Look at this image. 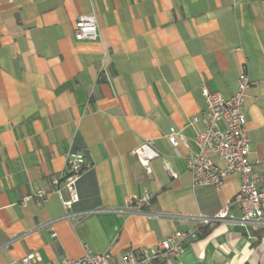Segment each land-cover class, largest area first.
I'll return each mask as SVG.
<instances>
[{"label": "crops", "instance_id": "0c3cea01", "mask_svg": "<svg viewBox=\"0 0 264 264\" xmlns=\"http://www.w3.org/2000/svg\"><path fill=\"white\" fill-rule=\"evenodd\" d=\"M87 15L98 18V42L75 39ZM242 73L259 82L244 113L249 162L264 173V0H0V264L28 254L64 264L84 244L121 264L127 250L214 218L241 177L221 192L193 190L190 153L166 136L176 128L192 144L202 88L230 98ZM149 141L159 157L145 166L134 152ZM69 153L92 164L71 220L52 194ZM37 190L52 195L23 206ZM147 192L143 213L127 208ZM228 212L232 220L212 221L177 259L154 264H264V219L242 224L239 206Z\"/></svg>", "mask_w": 264, "mask_h": 264}, {"label": "built area", "instance_id": "2783aa9c", "mask_svg": "<svg viewBox=\"0 0 264 264\" xmlns=\"http://www.w3.org/2000/svg\"><path fill=\"white\" fill-rule=\"evenodd\" d=\"M74 36L80 42H98L101 39V33L97 16H80L75 23ZM258 86L259 82L251 80L246 73H242L238 78L237 92L230 98L203 87L202 97L205 108L190 122L192 126L201 125V130L192 140L195 149H192V144L184 133L176 128H171L166 136L175 149L183 146L189 151L187 168L192 176L193 190L213 188L221 192L229 177L234 175L241 177V188L230 205L239 206L242 224L260 223L264 219V173L249 162L250 140L248 122L244 113L247 91L251 87ZM152 146L153 142L149 141L134 152L145 166L150 160L159 157ZM91 166L92 164L82 153H69L66 156V169L54 180L58 188L52 194L57 195L61 200L65 218L68 220L73 218L70 211L79 201L76 184ZM166 167L169 169L168 164ZM171 175L177 178L175 174L171 173ZM60 185L67 190V198L59 189ZM52 194L37 190L25 198L22 205L25 206L32 199L47 201ZM153 200L154 195L147 192L140 196H129L126 205L127 208L143 213L151 206ZM230 205L223 207L214 218H200V228L176 231L151 248L127 250L121 256V264L167 263L177 259L191 242L203 236V228L210 225L212 221L232 220L228 212ZM83 251L81 258L68 259L64 264H113L111 251L96 254L88 244L83 245ZM20 264H39V262L35 254H28L20 260Z\"/></svg>", "mask_w": 264, "mask_h": 264}, {"label": "trees", "instance_id": "16d2710c", "mask_svg": "<svg viewBox=\"0 0 264 264\" xmlns=\"http://www.w3.org/2000/svg\"><path fill=\"white\" fill-rule=\"evenodd\" d=\"M209 231H210V229H209L207 226H205V227L203 228V235L208 234Z\"/></svg>", "mask_w": 264, "mask_h": 264}]
</instances>
